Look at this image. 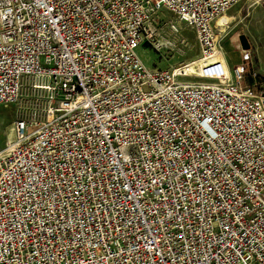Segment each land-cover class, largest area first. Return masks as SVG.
Instances as JSON below:
<instances>
[{
  "label": "built area",
  "instance_id": "2783aa9c",
  "mask_svg": "<svg viewBox=\"0 0 264 264\" xmlns=\"http://www.w3.org/2000/svg\"><path fill=\"white\" fill-rule=\"evenodd\" d=\"M241 2L0 0V264H264V83L216 28ZM161 12L195 74L138 57Z\"/></svg>",
  "mask_w": 264,
  "mask_h": 264
},
{
  "label": "rangeland",
  "instance_id": "374dc122",
  "mask_svg": "<svg viewBox=\"0 0 264 264\" xmlns=\"http://www.w3.org/2000/svg\"><path fill=\"white\" fill-rule=\"evenodd\" d=\"M218 39L223 47L229 68L242 64L245 67L246 83L249 77H257L264 83V0H242V2L219 18ZM149 39L136 53L147 68L172 69L189 64L186 73L195 74V66L201 55V47L195 30L171 13L161 12L152 22ZM243 35L249 45L242 50L239 37ZM244 56L248 60L243 62ZM223 60V57H219ZM191 80V79H184ZM257 83V82H256ZM261 85V83H257ZM14 121L13 106L0 105V149L11 138Z\"/></svg>",
  "mask_w": 264,
  "mask_h": 264
},
{
  "label": "water",
  "instance_id": "95a60500",
  "mask_svg": "<svg viewBox=\"0 0 264 264\" xmlns=\"http://www.w3.org/2000/svg\"><path fill=\"white\" fill-rule=\"evenodd\" d=\"M239 41H240V44H241V47H242V50H248L249 49V45L247 43V40L245 39V37L243 35H241L239 37Z\"/></svg>",
  "mask_w": 264,
  "mask_h": 264
},
{
  "label": "trees",
  "instance_id": "16d2710c",
  "mask_svg": "<svg viewBox=\"0 0 264 264\" xmlns=\"http://www.w3.org/2000/svg\"><path fill=\"white\" fill-rule=\"evenodd\" d=\"M249 80H250V82L251 83H261L262 84V82H260L261 81V79H259V78H257V77H254V78H252V77H249ZM256 83V84H257ZM263 85V84H262Z\"/></svg>",
  "mask_w": 264,
  "mask_h": 264
},
{
  "label": "crops",
  "instance_id": "0c3cea01",
  "mask_svg": "<svg viewBox=\"0 0 264 264\" xmlns=\"http://www.w3.org/2000/svg\"><path fill=\"white\" fill-rule=\"evenodd\" d=\"M218 21H219V19L217 20V22H216V27H218V28H224L225 26H224V24H220V25H218L217 23H218Z\"/></svg>",
  "mask_w": 264,
  "mask_h": 264
},
{
  "label": "bare ground",
  "instance_id": "6f19581e",
  "mask_svg": "<svg viewBox=\"0 0 264 264\" xmlns=\"http://www.w3.org/2000/svg\"><path fill=\"white\" fill-rule=\"evenodd\" d=\"M219 18H220V17H219ZM219 18H218V19H219ZM196 63H197V62H194L193 64H196Z\"/></svg>",
  "mask_w": 264,
  "mask_h": 264
}]
</instances>
